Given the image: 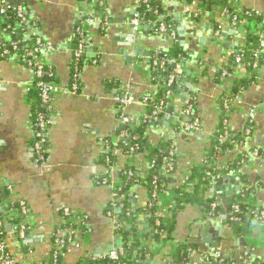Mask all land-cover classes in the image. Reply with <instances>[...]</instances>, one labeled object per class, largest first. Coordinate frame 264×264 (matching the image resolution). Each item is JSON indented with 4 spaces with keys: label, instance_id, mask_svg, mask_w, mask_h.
Masks as SVG:
<instances>
[{
    "label": "crops",
    "instance_id": "crops-1",
    "mask_svg": "<svg viewBox=\"0 0 264 264\" xmlns=\"http://www.w3.org/2000/svg\"><path fill=\"white\" fill-rule=\"evenodd\" d=\"M145 1L152 4L153 17L134 31V13ZM242 6L244 10L264 13V0H243ZM18 7L30 21L24 26L25 41L29 42L24 48L34 45L37 38L42 40L41 61L52 70L57 90L48 154L46 162L39 166L34 162L35 106L30 94L35 76L21 54H3L0 193L6 194L1 197L5 202L3 212L10 204L26 203L27 216L22 221L29 229L25 238L19 239L14 229L8 232L4 224L9 249L17 264H79L88 257L109 254L121 241L114 230L110 205L113 194L124 183L128 158L118 146L125 125L114 98L128 90L135 101L127 111L130 123L139 126L145 122L144 114L149 108L142 104L143 99L158 98L162 92V84L153 74L155 56L175 43L168 35L156 33L158 25L163 22L172 26L185 50V57L175 64L184 78L175 83L173 98L169 103L165 101L154 122L157 125L150 124L146 132L150 148L159 146L161 141H170L174 148L173 182L158 193L156 204L158 212L164 206L168 212L164 219H168L173 215L177 190L184 187L189 171L207 164L221 118L216 103L220 97L232 94L236 80L250 77L241 65L234 62L236 66H230L235 53L246 47V24L236 28L223 16L226 7L215 5L206 10L197 0H103L102 6L97 0H25ZM87 18L94 19V23L83 24ZM4 21L5 16L0 13L2 43L8 42L3 39L10 30L2 27ZM81 26L83 63L74 71L75 41ZM262 46V62L254 72L255 81L236 98L229 113V126L237 145L223 152L218 160L219 164H235L237 168L231 175H214L204 194L206 200L221 201L223 208L214 215L198 204L180 210L170 242L147 243L156 252L154 264H177L174 254L181 245L187 247V264H217L215 253L224 256L221 264L264 263V225L253 216H246L235 228L230 224L235 203L264 211V158L251 155L254 150L264 154V34ZM77 71L79 91L71 94L67 90ZM224 71L228 76L222 77ZM189 101L195 104L201 120L200 132L187 131L182 125ZM252 109L256 117L249 126ZM133 161L135 175L144 177L151 168L149 160L139 154ZM105 179L107 183L102 181ZM152 201L156 200L140 183L130 196L119 199L118 210L129 204L132 212L144 211ZM66 209L80 219L69 223ZM138 216V228L145 233L147 216ZM5 217L13 228L21 220L8 212ZM71 230L78 232L76 240L63 257L55 260L57 238Z\"/></svg>",
    "mask_w": 264,
    "mask_h": 264
},
{
    "label": "trees",
    "instance_id": "trees-1",
    "mask_svg": "<svg viewBox=\"0 0 264 264\" xmlns=\"http://www.w3.org/2000/svg\"><path fill=\"white\" fill-rule=\"evenodd\" d=\"M202 1H203L202 6L206 10L212 9L215 5H222L224 7H227L229 5L228 0H202ZM141 9L145 10L144 4H142ZM230 12H232V10H230ZM26 17L29 20V17L27 15ZM152 17H153V11H151L150 13H146L147 20H149ZM241 19L242 20L246 19L248 23L244 27L246 32L247 44L246 47L242 49L244 58L241 66L244 67L245 71L247 72V75H249L250 77L243 80H236L234 82L232 95L230 96V99L238 98V96L242 92L246 91L247 88L250 85H252V83L255 81L254 72L262 62L261 51L263 50L262 35L264 34V28H261L260 25L261 19L259 17H255L252 15L251 16L246 15L245 13L242 14ZM8 26L10 27V30L7 32V34L4 35L5 39H3L8 41L5 43L6 44L5 48L14 54H21L23 56L24 54L23 50L25 49L24 47H26L27 44L29 43L28 41H27L28 43L25 41L27 39L24 33L26 32L24 30L25 28L20 24L19 20L13 17L12 15L6 16L5 21L3 22L2 25V27H8ZM79 40H80L79 37H77L75 41V46H76L75 49L77 48V44L79 43L78 42ZM18 41L21 42L22 48H18L17 50H14L11 44L16 43ZM31 47H33V43L29 46V48ZM5 48L2 47L1 49L0 60L4 56L3 52ZM240 53L241 51H238L235 54L237 55ZM236 55L234 56L233 61L230 63L231 67L232 65L236 66V64H234ZM184 57H185V50L181 46L179 37H178V42L174 43L172 47H170L166 51L161 52L160 55H156L155 58H159L161 60L166 61L165 68L163 70L160 67H155L153 74L155 79L158 81V83L162 85L166 83L169 76L173 74L177 68L175 64H178ZM176 61H178V63ZM81 63H83V57L79 62L75 63L74 71L79 70L81 68L82 66ZM230 66L228 67L229 69H231ZM45 69L52 72V70H50V68L48 67H45ZM227 71L230 72L229 70ZM183 78H184V74L183 76H180L178 80L180 81ZM54 79L55 78L53 74V78L51 79L53 83L55 82ZM36 81H38V79L35 77L34 82ZM30 94H31V100L33 101V104L35 106L34 117H33V128L35 133L37 118L41 113L45 111V108L40 100L39 90L33 88L30 91ZM172 98H173L172 94L170 98H166L165 93L162 90V92L160 93L159 97L155 102L156 104H159L160 101L165 100L167 103H169ZM153 106H154L153 103L149 106L150 113L154 110ZM192 106L195 110V104L192 103ZM53 115H54V110H52V112H49L47 114V116L51 118L53 117ZM222 119H224V115L222 116ZM150 124L157 125L154 122L150 123L145 121L144 123L141 122L139 126H137L134 123H128L127 125L121 128L120 132L125 133L126 137L120 141L118 146L121 147L126 154H129L131 149H135V151L132 153L133 156L132 160H136L139 154H143L150 162L154 163V168H150L149 170H147L144 177L143 176L137 177L135 175L134 167H131L130 169L133 171V176L131 177H128L126 175L123 176V181L125 183V186L122 188L120 192H118L119 196H123V195L125 197H127L128 195L130 196V194H132V189L138 186L140 183L144 185V187L149 191L151 195L154 192L161 193L164 192L168 188V186L171 185L173 182V176L170 175L167 176L166 174V164L163 161V159L166 158L170 152L172 151L174 152V148L170 141H161L159 146L150 148L146 133L147 129L150 127ZM220 129H222V126H220ZM219 135L220 133H216L212 138L211 141L212 149L209 153L207 164H203L199 167H194L190 170V181L193 183V191L188 192L184 190V187L177 190V197L175 198V207L172 216H170L168 219L159 217L158 210L156 208L157 201H152L149 209L144 211L143 210L136 211V213L132 212L131 208L129 207V204H126V208H124L123 210L115 211L113 215L115 218H117V221L120 224L117 234L120 235L121 241L117 243L116 249L118 250L122 248L123 253L122 255H120L119 260H112L109 258L108 254L107 255L105 254L104 256H100V257H94V258L88 257L79 264H154L156 260L155 258L156 252H154L147 243L149 241H153L156 244L167 245L172 239V232L175 226L176 215L180 210L184 209L186 206L198 204L206 208L208 212L210 211V207L214 202L211 199H207V200L205 199L204 194L206 191V186L209 184L210 180L214 175L220 173L218 171H215L216 168L215 163L219 160L220 155L223 152L230 151L233 147L230 144L219 146V142H218ZM35 142L36 139L34 134L33 145L35 144ZM236 168L237 167L235 164H229L227 173H233L236 170ZM1 197L3 198V195H1ZM12 207L17 208L18 204H14ZM5 212L1 214L0 220L3 219ZM139 214H142L143 216L144 215L147 216L148 230L145 233H141L140 229L138 228L137 221L140 218L138 216ZM158 222H160V224H158ZM124 223H127V225L129 224L130 226L126 227L124 226ZM162 236H164V238H162ZM7 237L8 234L6 230L3 229V233L1 234L0 239L6 241L7 243L6 253L12 255L9 249ZM187 254H188L187 247L181 245L174 254L175 263L187 264L188 263L186 257ZM255 264H264V263L263 261H256Z\"/></svg>",
    "mask_w": 264,
    "mask_h": 264
},
{
    "label": "built area",
    "instance_id": "built-area-1",
    "mask_svg": "<svg viewBox=\"0 0 264 264\" xmlns=\"http://www.w3.org/2000/svg\"><path fill=\"white\" fill-rule=\"evenodd\" d=\"M89 1V0H88ZM199 2V5H203L202 0H197ZM98 5H103V0H97ZM145 5V10H142L141 7L134 13V17L132 20V26L134 31H138L141 24L147 20L146 13H150L152 11V8L148 2L143 3ZM228 6L224 8L223 16L228 17L230 20L232 26L238 28L239 25L243 26L244 24H247L246 19L242 20L241 16L243 13L246 15H252L255 17H259L261 19V27H264V13L256 10V9H246L243 8V0H229ZM232 10V12H230ZM0 13L2 15L9 16L12 15L13 17L17 18L22 26L30 25V21L26 17L25 11L18 6L10 5L8 3V0H1L0 5ZM241 19V21H240ZM94 23V19L87 18L84 20L83 24L90 25ZM240 26V27H241ZM10 27L8 26V30ZM156 33L160 35H168L174 42H178V35L175 32V30L172 28V26L166 24V23H160L158 25V28L156 29ZM83 27L81 26L78 29V36L79 37V43L77 44V48L74 51L75 60L76 63L79 62L82 58V54L84 51V44H83ZM13 46L14 50H17L18 48H22L21 42L18 41L16 43L11 44ZM0 46L6 47L5 43H2L0 41ZM44 50V44L40 38H37L35 41V44L31 48H27L24 50L23 54V60L32 68V71L34 73V76L38 79V81L34 82L30 91L33 88H36L39 90V97L40 100L45 108V111L41 113L37 118V124L35 129V139L36 142L33 145V153H34V162L35 164L41 166L46 162V156L48 154V148H49V142H48V132L50 127L53 124V119L51 117H48L47 114L49 112H52L54 110V96L57 90V86L52 82L53 73L51 71H48L45 69V65L41 61V56ZM241 53L236 55L235 63L238 65H241L243 62L244 55L242 53V49H240ZM4 54L11 53L8 49H4ZM258 54V53H256ZM166 61L161 60L159 58L154 59V65L155 67H160L162 70L165 68ZM177 67V66H176ZM228 76V72L224 71L222 74V77ZM180 78V72L176 69L173 74L169 76L167 79V82L164 83L161 88L165 93L166 98L170 97L172 94V90L174 88V85L176 81ZM73 84L69 90H67L68 93L71 94H77L79 91V85H78V71L72 76ZM232 94H229L227 96H222L219 98L218 102L216 103L218 110L221 114L220 123L217 128L216 133H220L218 137L219 146L230 144L231 146L237 145V140L233 136V133L231 132L230 126H229V113L233 107L235 99H230V96ZM157 98L147 96L143 99L142 104L149 108V106L153 103L154 104V110L150 113L144 114V120L147 122H155L158 118L159 113L162 111V107L164 106L165 100L160 101L159 104H156ZM114 101L116 103L117 109L120 112V120L124 125H127L130 123V119L127 115V111L129 107L135 102L133 97L131 96L130 92L128 90H124V92H121L117 94L114 98ZM224 115V119H222V116ZM185 121L182 124L185 127V130L192 131V132H200L202 130V123L198 115L196 114L192 102L189 101L186 103L185 110L182 114ZM256 117V111L250 110L248 115V123L249 126L253 124V121ZM222 119V120H221ZM220 126H222V129H220ZM247 134L250 133L249 128L247 129ZM126 134L123 133L121 138H125ZM135 151V149H131L129 154H127V166L128 169L125 171V175L128 177L133 176V171L130 169L131 167H134V161L132 160L133 156L132 153ZM174 152H170L169 155L163 159V161L166 164V174L167 176H172L175 172V164H174V158H173ZM251 155L253 157L257 158H264V154H262L258 150H254ZM150 167L154 168V163L150 162ZM216 168L215 171L220 172L223 175H231V173H227L228 166L219 164L217 161L215 163ZM210 175V174H209ZM104 183H107V180H102ZM125 184L122 182L120 187L116 190V192L113 194L112 202L110 205V215L114 218V230L117 232L119 230L120 224L117 221V218H115L114 212L118 210V202L119 199L124 198L123 196H119L118 192H120ZM184 188L186 191L191 192L193 191V183L190 181V171L188 173V177L186 182L184 183ZM152 198L156 201L159 200L160 195L157 192H154L152 194ZM11 203V202H10ZM0 207L4 208L5 202L1 199V193H0ZM13 204H10V206L7 208V211L9 215H17V218H21L20 222L16 224V226L13 228L15 234L18 236L19 239H24L26 236L28 229V225L25 224V222L22 221L23 217L27 216V205L25 202H19L18 207L14 208L12 207ZM244 208V209H243ZM218 209V204L213 203L210 207L209 214L214 215L215 211ZM5 210V209H4ZM65 215L69 218V223H73L76 220L80 219L76 218L75 215H73L70 210L66 209L64 211ZM159 217L161 218H167L168 212L164 210V206L162 209H159L158 212ZM21 216V217H20ZM246 216H253L257 221L261 222L264 225V211L259 210L258 208H252L251 206H245L243 202L241 203H235L232 206V221L239 222L240 220H243ZM83 220V219H82ZM160 224V222H158ZM13 227V226H12ZM4 223L2 220H0V236L3 233ZM78 234L77 231L71 230L67 232L66 234H60L59 238H57L56 246L57 251L55 253V260H58L60 257H63L65 255V252L67 251V248L70 244L73 243L74 240H76V235ZM164 238V236H162ZM6 241L0 239V264H15V258L12 255H9L6 253ZM193 254V250H190ZM123 250L121 249H113L108 255L109 258L112 260H119L120 255H122ZM223 255L221 253H215L214 254V260L217 264L224 263Z\"/></svg>",
    "mask_w": 264,
    "mask_h": 264
},
{
    "label": "water",
    "instance_id": "water-1",
    "mask_svg": "<svg viewBox=\"0 0 264 264\" xmlns=\"http://www.w3.org/2000/svg\"><path fill=\"white\" fill-rule=\"evenodd\" d=\"M8 3H9L10 5L19 6V5H23V4L25 3V0H8ZM3 195L6 197L5 192H3ZM234 199H235V198H234ZM234 199H233V200H234ZM230 201H231V200H230ZM217 204H218V209H217V211H221L222 208H223V207H221V206H222V205H221V201L217 202ZM226 207H229V206L227 205ZM3 209H5V208H0V213H3ZM3 222H4V224L6 225V229L8 230V232H12L13 227H12V225L10 224L11 222H10V220L8 219V217H5V218L3 219ZM230 224L232 225L233 228H235V226L239 225L237 222H232V221H230Z\"/></svg>",
    "mask_w": 264,
    "mask_h": 264
}]
</instances>
